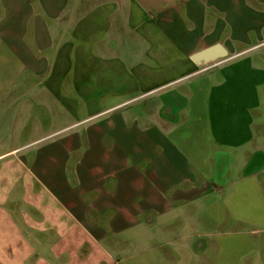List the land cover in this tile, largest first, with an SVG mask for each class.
Masks as SVG:
<instances>
[{"label": "crops", "instance_id": "0c3cea01", "mask_svg": "<svg viewBox=\"0 0 264 264\" xmlns=\"http://www.w3.org/2000/svg\"><path fill=\"white\" fill-rule=\"evenodd\" d=\"M0 264H264V0H0Z\"/></svg>", "mask_w": 264, "mask_h": 264}, {"label": "water", "instance_id": "95a60500", "mask_svg": "<svg viewBox=\"0 0 264 264\" xmlns=\"http://www.w3.org/2000/svg\"><path fill=\"white\" fill-rule=\"evenodd\" d=\"M224 55H226V51L216 44L196 52L192 55V59L196 63H206Z\"/></svg>", "mask_w": 264, "mask_h": 264}]
</instances>
